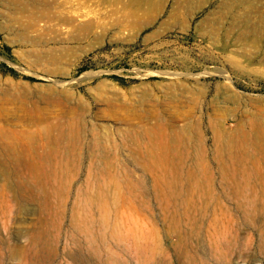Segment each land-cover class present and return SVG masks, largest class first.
Listing matches in <instances>:
<instances>
[{"label": "rangeland", "instance_id": "obj_1", "mask_svg": "<svg viewBox=\"0 0 264 264\" xmlns=\"http://www.w3.org/2000/svg\"><path fill=\"white\" fill-rule=\"evenodd\" d=\"M0 264H264V0H0Z\"/></svg>", "mask_w": 264, "mask_h": 264}, {"label": "bare ground", "instance_id": "obj_2", "mask_svg": "<svg viewBox=\"0 0 264 264\" xmlns=\"http://www.w3.org/2000/svg\"><path fill=\"white\" fill-rule=\"evenodd\" d=\"M62 11H63V9H62ZM50 14V13H49ZM52 15H54V14H52ZM49 18V17H48ZM54 18V17H53ZM55 28V27H54ZM38 132H40L39 133V135L41 134V133H43L44 134V132L43 131H38ZM30 133H32L31 131H27V130H25V129H18V130H13L12 131V133H11V135H14V136H18L19 137V140L18 141H15V142H11V143H9L8 145L12 148V149H15V150H19V151H24V150H26V149H28L29 151H30V149H29V145H28V143L26 142V141H24V140H22V139H20V137H23V136H28ZM41 137H43V135H41ZM48 140V139H47ZM49 141V140H48ZM45 142V141H44ZM44 143H42L41 145H42V149H40L39 148V150L37 149V155H36V160L38 161H40V162H45V161H47V160H49V155H51V153L52 152H47L46 150H45V148H44V145H43ZM47 144V143H46ZM41 147V146H40ZM22 156V155H21Z\"/></svg>", "mask_w": 264, "mask_h": 264}, {"label": "trees", "instance_id": "obj_3", "mask_svg": "<svg viewBox=\"0 0 264 264\" xmlns=\"http://www.w3.org/2000/svg\"><path fill=\"white\" fill-rule=\"evenodd\" d=\"M6 48L9 49L10 47L8 45H6ZM5 70L11 71L14 74H18V71L14 67H12V66H7V68H5ZM26 76H28L29 78H32V79L35 78L32 75H26Z\"/></svg>", "mask_w": 264, "mask_h": 264}]
</instances>
